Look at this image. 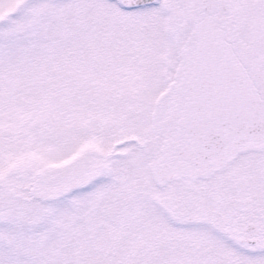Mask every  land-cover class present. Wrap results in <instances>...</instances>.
I'll return each instance as SVG.
<instances>
[{
  "label": "snow or ice",
  "instance_id": "1",
  "mask_svg": "<svg viewBox=\"0 0 264 264\" xmlns=\"http://www.w3.org/2000/svg\"><path fill=\"white\" fill-rule=\"evenodd\" d=\"M0 264H264V0H0Z\"/></svg>",
  "mask_w": 264,
  "mask_h": 264
}]
</instances>
